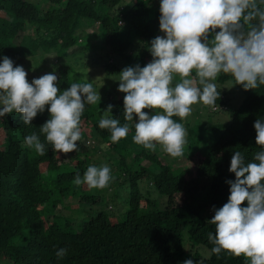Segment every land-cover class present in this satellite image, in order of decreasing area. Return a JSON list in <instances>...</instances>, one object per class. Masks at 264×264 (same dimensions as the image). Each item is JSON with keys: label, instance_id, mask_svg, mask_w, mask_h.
I'll return each mask as SVG.
<instances>
[{"label": "trees", "instance_id": "1", "mask_svg": "<svg viewBox=\"0 0 264 264\" xmlns=\"http://www.w3.org/2000/svg\"><path fill=\"white\" fill-rule=\"evenodd\" d=\"M160 15V0H0V57L8 56L14 66L34 71L35 75L27 74L29 82L55 67L58 88L63 91L71 83L86 82L88 69L71 62L94 52L96 43L102 42V49L120 62L141 67L151 62L150 42L164 35ZM208 38H213L211 30ZM50 53L56 57L48 58ZM104 70V76L121 72L113 63ZM230 82L232 90L241 93H232L238 101L232 91L227 93ZM215 83L220 97L214 107L206 106L212 113L225 112L216 119L224 125L209 137L197 127L189 129L188 164L181 166L166 163L133 141L138 117L124 120V93L101 105L85 106L78 152H54L40 133L39 128L50 119V106L38 113L32 125H25L19 113L0 118L5 135L0 146V264H183L186 256L194 264H246L244 256L211 251L208 234L215 233V226L207 221L214 215L213 207L220 208L228 200L226 181L235 180L229 172L234 151H241L246 162H251L261 149L254 122L264 117V85L246 91L225 73ZM109 104L113 105L112 118L130 129L117 143L111 141L109 130L98 127ZM32 133L45 144L43 155L24 144ZM91 136L90 149L84 150L83 141ZM103 149L108 152L104 157L113 177L108 186L92 190L84 183L77 185V174L83 177L88 166L103 165L96 159L93 163L94 155ZM144 180L150 188L143 191L140 183ZM104 197L123 200L127 207L120 220H111V202L106 208L109 213L99 208ZM67 199H73L79 211L71 217L56 212L61 206L70 208ZM46 206L51 207L49 215ZM184 234L189 247L204 248L209 256L199 250L193 256L186 254ZM58 248L68 250L63 259L55 255Z\"/></svg>", "mask_w": 264, "mask_h": 264}, {"label": "clouds", "instance_id": "2", "mask_svg": "<svg viewBox=\"0 0 264 264\" xmlns=\"http://www.w3.org/2000/svg\"><path fill=\"white\" fill-rule=\"evenodd\" d=\"M160 13L164 35L150 42L151 62L125 67L119 73L117 90L125 94L124 120L138 117L133 141L149 150L159 145L163 152L179 157L187 131L173 117L183 120L197 103L214 107L220 97L215 81L221 73L230 74L246 91L264 85V0H160ZM177 75L180 82L173 85ZM26 77L23 66H14L8 56L0 57V118L19 113L25 125H32L38 113L50 106V119L39 128L40 133L54 152H78L85 106L101 102L94 81L71 83L60 91L55 67L31 82ZM144 109L155 112L149 115ZM112 110L109 104L98 127L109 130L111 141L117 143L130 129L112 118ZM254 129L261 149L251 162H246L241 151H234L229 172L235 180L226 181L227 202L213 207L214 215L207 223L215 226V233L209 232L208 239L217 255L227 251L244 256L246 264H264V117L257 118ZM24 144L41 155L45 152L36 133L27 135ZM111 172L107 164L90 165L74 182L103 189L113 179ZM245 201L247 206L241 207ZM67 251L58 248L57 259H63ZM183 264L194 261L186 259Z\"/></svg>", "mask_w": 264, "mask_h": 264}, {"label": "rangeland", "instance_id": "3", "mask_svg": "<svg viewBox=\"0 0 264 264\" xmlns=\"http://www.w3.org/2000/svg\"><path fill=\"white\" fill-rule=\"evenodd\" d=\"M32 1H39V0H32ZM123 24V23H121ZM95 29V28H93ZM93 29H89V30H86V31H92ZM21 35V34H20ZM19 42V41H18ZM97 47V49L92 52V53H88V54H85L82 58H77V62L75 61H72L71 62V65H74L76 66L77 68H87L88 69V73H89V76L87 77L86 79V82L89 80V82H92L94 81L95 85H94V88L95 90L97 91V93H100L101 95V101H105L107 98H111V96H121L123 93L119 92L117 89H118V85H119V75L117 76H104L105 74V66L108 64V63H113V64H116L120 69L121 71L125 68V67H128V66H133L131 64H126L124 62H120L118 59H116V57H113L111 58L110 55L107 54V51H104L103 48V43L101 42L100 44L95 45ZM80 50V49H79ZM78 50V51H79ZM76 60V59H75ZM40 63V62H39ZM47 67V66H46ZM48 67L50 68V66L48 65ZM27 72V74H34L35 75V72H31L30 70H25ZM52 72V71H50ZM45 73H48L46 71H41L38 73V75L36 74L37 77H40L42 75H44ZM57 75H58V72H57ZM180 82V78L179 76H174V79H173V85L175 83H178ZM232 83L230 82L227 86H226V89H227V93L228 91L231 92V96H234L235 98V101H238L237 100V95L235 94H232L234 91L237 92V94H241L240 91L238 90H232ZM235 103V102H234ZM98 104L101 105L102 102L98 101ZM192 107V112L189 116H187L186 118L183 119V122H182V125L185 127L186 131H187V134L189 132V129L193 128L194 129L197 127L198 130H202L201 132L205 133L206 134V137H209L210 134L212 135L213 133H215V129L216 128H221V126L224 125V122H221V123H217L216 122V119H218L219 117H222L223 115H225L224 113L225 112H220V113H212V110L204 105V104H201V103H197V104H194L191 106ZM154 110L150 109L149 113L151 114H154ZM150 115V114H149ZM4 132L2 131V129L0 128V146L2 145V142L4 140ZM90 137V136H89ZM89 140V141H88ZM88 140H85L84 139V144H85V148L84 150H89L90 148V142L93 141V138L91 136V138H89ZM206 140V139H205ZM95 145V144H94ZM88 146V147H86ZM101 148H104V146H100V149ZM104 150V151H103ZM103 150H100L96 155H94V159H93V163H95V159L97 161H101L102 164H107L106 162V158L104 157L105 154H107L108 152L106 151V149H103ZM148 151H151V153H155L157 155V157L159 159H162L164 160L166 163H175L176 166H181V165H186L188 164V160H187V156H188V145H184V148H183V155L182 156H179V157H172L170 155H168L167 153L163 152L162 151V148L161 146L157 145L156 149L155 150H149L147 149ZM115 151H119L118 149L115 148ZM93 153V152H92ZM135 154V153H134ZM103 157V158H102ZM114 157L117 159L118 158V155H114ZM128 161L131 160V157H128L127 159ZM143 164H147L148 163L146 161L143 162ZM108 165V164H107ZM109 166V165H108ZM151 171L154 172V166L150 168ZM140 188L141 190H146V189H149V181L148 180H144L140 183ZM92 189V188H91ZM104 189V188H103ZM102 189V190H103ZM92 190H95V189H92ZM109 202H111V206L113 208L112 211H109L111 213H109L107 211V206L109 204ZM67 204H70V208H68L66 205L63 207H59V209L56 211L58 212L59 214H62L64 215L65 217H71V215L73 214V212H79L78 209H77V206L75 203V201L73 199H67ZM247 206V204L245 205ZM127 206L124 205L123 203V200L122 199H118V200H114L112 201L111 199L109 198H106L104 197L103 200L101 201L100 203V209H104L109 213L111 214L110 218L113 222H116L118 220H120L122 218V215H121V212L126 208ZM46 212L47 214L49 215L51 212H50V209L51 207H48L46 206ZM95 209L97 210L98 207H95ZM51 217V216H50ZM184 242H185V252L186 254L189 253V255H194L196 250L199 252H203V254H205L204 256L208 257L209 256V252L204 249V248H199V249H193V247H189V239H188V235L187 234H184ZM203 249V251H202ZM186 259H190V256L189 257H185ZM202 264V263H200Z\"/></svg>", "mask_w": 264, "mask_h": 264}, {"label": "built area", "instance_id": "4", "mask_svg": "<svg viewBox=\"0 0 264 264\" xmlns=\"http://www.w3.org/2000/svg\"><path fill=\"white\" fill-rule=\"evenodd\" d=\"M122 22H120V24H121Z\"/></svg>", "mask_w": 264, "mask_h": 264}]
</instances>
